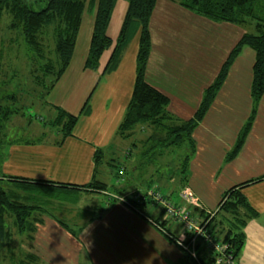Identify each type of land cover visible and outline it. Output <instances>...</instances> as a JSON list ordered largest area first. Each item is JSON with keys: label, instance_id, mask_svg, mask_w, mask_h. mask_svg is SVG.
Instances as JSON below:
<instances>
[{"label": "crops", "instance_id": "obj_1", "mask_svg": "<svg viewBox=\"0 0 264 264\" xmlns=\"http://www.w3.org/2000/svg\"><path fill=\"white\" fill-rule=\"evenodd\" d=\"M126 9V1H116L106 30L113 41L119 34ZM94 18L95 8L84 11L71 59L46 96L50 110L56 106L78 116L73 135L62 144L52 141L8 143L0 153V176L63 185H85L94 180L105 184L107 178L104 179L105 173L98 168L101 163L95 162L94 155L97 150L105 152L113 142L117 143L116 138H120L116 131L133 89L138 32L130 36L117 66L100 77L112 47L102 53L97 71L84 68ZM148 28L151 47L145 80L168 98V112L182 121L194 116L203 91L217 77L232 48L246 31H252L250 27L230 22L208 20L170 0H156ZM253 61V50L243 47L203 119L192 132L194 148L186 153L189 157L184 173L192 177H186L180 189L190 191L197 205L183 202L178 197L180 190L178 200H174L195 217L216 212L230 188L235 187L234 190L240 192L255 215L246 219L242 229L243 245L233 264H264V94L241 148L235 156L227 158L251 113ZM127 140L135 141L134 145L130 144L134 151L136 144L142 145V140L134 134ZM132 155L136 162L140 153ZM189 164L192 172L187 174ZM243 183L246 184L240 186ZM1 186L34 210L23 231H19L14 215L6 213L7 223L4 220V224L8 236L0 246V261L5 260L4 264L186 262V251L173 241L183 237V229L163 215L160 205L158 208L140 202L137 205H142L141 209L131 208L108 191L92 189H60L79 196L63 202L58 197L59 201L44 198L34 205L36 199L25 187L6 179L1 181ZM152 208L153 217L144 212ZM153 222L159 223V227ZM13 230L21 240L18 249L10 252ZM4 249L7 252L3 254ZM194 252L203 259L211 256L201 240L194 246Z\"/></svg>", "mask_w": 264, "mask_h": 264}, {"label": "trees", "instance_id": "obj_2", "mask_svg": "<svg viewBox=\"0 0 264 264\" xmlns=\"http://www.w3.org/2000/svg\"><path fill=\"white\" fill-rule=\"evenodd\" d=\"M116 1L47 0L43 7L35 10L28 0H0V17L5 11L10 13L11 20L8 29L17 31V38L11 42L21 39L26 47L38 57L44 56L45 48L47 47L42 38L45 35H49L51 38L49 44L52 46L50 48L52 53L50 59L52 60H47L39 68L42 72V79L50 75L53 77L48 85L43 86L42 84L44 97L47 96L58 81L71 59L82 15L86 9L95 7V18L84 68L97 71L102 53L112 47L111 55L100 77L117 66L121 53L127 45L130 36L138 32V49L136 53L133 89L116 134L122 139H127L134 134L136 128L146 126L151 130V133L143 139L144 141L142 140L143 142L141 141L142 145L151 142L153 139L162 142L164 146L170 147L171 145L181 146L183 143H187L189 150L191 149L190 152L194 148L192 140L194 128L200 123L212 104L217 92L226 79L228 70L234 59L239 55L243 47H249L254 52L250 86L252 109L227 158L230 159L235 156L246 139L256 107L262 94H264V0H170L208 20L230 22L242 27H250L252 30L246 31L232 48L217 77L203 91L201 102L194 116L187 121L179 120L171 115L167 109L168 98L149 86L145 80V70L151 47L148 23L156 0H124L127 3V9L120 26L119 34L115 41H113L107 35L106 30ZM38 78L37 82L39 84ZM5 98L7 101L4 102L16 99L14 94L0 97V139L4 137L2 132L4 125L12 115L17 113L15 109L7 105L4 106L3 100ZM53 109L56 114L48 122V125L59 133V138L55 143L62 144L67 137L73 135V129L77 123L78 116L71 115L56 106H53ZM44 137L45 135L42 133L36 139L18 140L17 142H39ZM13 142V140L9 141V143ZM161 147L158 146L157 149H161ZM102 156L103 151L97 150L94 155L95 162H101ZM188 157L189 154L185 155L182 163V182V179H186L184 173L186 172L185 167ZM3 179L23 187L48 185L57 187L59 190L70 189L74 191H86V189L103 191L105 188V184L96 180L85 185H63L40 181L28 182L25 179L16 177L4 178L0 176V246L3 239L8 236L4 224V220L6 222V213L14 215L19 231H23L26 227L27 219L34 211L32 206L21 202V199L14 193H9L2 188L1 181ZM245 184H240V186ZM234 188H230L224 194L219 202L218 210L214 212L208 224L210 235L220 243L227 245L225 253L227 255L231 254V264H233L237 253L243 245L244 234L242 229L246 224V219H250L255 215V212L246 203L240 192L234 190ZM33 198L38 199L37 197ZM241 210H244L242 211L244 212L243 214L240 212ZM162 213H164V208H162ZM153 223L157 227L160 225H157V222ZM208 256L210 258L202 260V264L212 263L214 259L213 254L210 252ZM184 257L186 260L184 264H197L188 253L184 252Z\"/></svg>", "mask_w": 264, "mask_h": 264}, {"label": "rangeland", "instance_id": "obj_3", "mask_svg": "<svg viewBox=\"0 0 264 264\" xmlns=\"http://www.w3.org/2000/svg\"><path fill=\"white\" fill-rule=\"evenodd\" d=\"M28 1L33 9L38 10L45 5L47 0ZM10 20V13L7 11L3 12L0 17V97L14 94L16 97L14 101L4 102L7 101L5 98L3 103L4 106L7 105L15 109L17 113L10 117L2 129L4 137L0 139V153H2V149L10 140L17 142L24 139H36L42 133H44L45 137L41 141H52L55 143L59 138V133L48 125V122L54 118L56 112L48 108L46 105L47 97L43 95V86L48 85L53 77L50 75L42 79V72L39 70L52 57L50 51L52 46L49 44L51 38L49 35H45L42 38L47 47L45 48L44 56L38 57L26 47L21 39L11 42L17 38V31L8 29ZM37 77H39V84ZM144 127L143 130H140L139 127L134 130L135 138L137 137L138 140H143V138L139 139V137L145 138L151 133L148 127ZM116 142H113L109 149H105V152L102 150L105 158L102 156V162L98 165L99 170L101 169L105 173L104 179L107 178L104 181L105 188L103 191H108L109 194L116 197L117 201L119 200L131 208L138 207L139 209L143 207L142 205H137L140 202H147L149 205H156L158 208L160 205L163 208L164 203H171L175 199L178 200L177 194L179 190L184 189H180L182 186L180 176L183 159L186 153H190L191 150H189L187 143H183L181 146L171 145L170 147L164 146L162 142L153 139L143 145L136 144L134 151L132 150L133 146L130 145L135 144L134 140L122 138L117 140L116 138ZM158 146L164 147L157 149ZM136 152L140 153V156H136L138 159L135 162L132 154H136ZM189 172H192L190 164L187 174H190ZM186 177L188 176L186 175ZM190 177L192 175L187 179H191ZM182 180L184 182V179ZM197 182L204 184L200 180H197ZM114 187L117 188L115 189ZM25 188L30 191L31 197L38 198L33 202L35 205L39 201L44 200V198L58 200L56 198L58 197L63 202L64 200L72 201L79 196L75 192H65L57 188L52 189L55 187L25 186ZM79 203L83 204L84 202L79 201ZM55 212L58 215L56 209ZM144 212L151 216L153 208ZM213 214V212H209L208 214L199 215L200 220L203 223H207V228ZM172 223L175 226L179 225L173 221ZM13 238L14 241L10 247V252L18 249V241L21 240V237L15 231ZM1 252L4 254L7 250L4 249ZM188 254L191 256L190 253ZM9 256L6 258L8 259ZM191 258L196 262L195 258L192 256ZM202 260L205 259L198 258L199 262H202ZM4 262L5 260H2L0 264H4Z\"/></svg>", "mask_w": 264, "mask_h": 264}, {"label": "built area", "instance_id": "obj_4", "mask_svg": "<svg viewBox=\"0 0 264 264\" xmlns=\"http://www.w3.org/2000/svg\"><path fill=\"white\" fill-rule=\"evenodd\" d=\"M186 204L190 206H196V199L193 197L190 191L187 189H182L178 196ZM164 213L166 218L172 219L173 221L180 224L183 229V237L174 239L176 244L183 248L186 252L190 253L193 258L196 259L197 264H202L198 261L200 258L194 252V246H196L197 241L203 242L206 249L209 250L214 256L211 264H231L232 256L227 255L225 250L227 245L220 243L218 240L214 239L208 232L207 223H203L199 216H193L185 207L178 206L176 201L163 204ZM187 237V241H185ZM198 257V258H197Z\"/></svg>", "mask_w": 264, "mask_h": 264}]
</instances>
